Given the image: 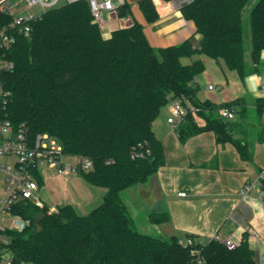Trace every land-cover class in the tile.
Returning a JSON list of instances; mask_svg holds the SVG:
<instances>
[{"label": "trees", "instance_id": "obj_1", "mask_svg": "<svg viewBox=\"0 0 264 264\" xmlns=\"http://www.w3.org/2000/svg\"><path fill=\"white\" fill-rule=\"evenodd\" d=\"M250 2L184 4L183 17L201 36L198 46L189 39L155 50L137 22L104 37L93 22L88 2L76 0L36 14L28 22V35L15 32L14 42L0 47V59L13 65L12 71L0 73L9 92L0 118L13 125L24 123L32 135L47 133L66 155L90 160L91 168L76 174L87 184L105 189L102 202L86 215L69 204L54 211L30 201L20 204L17 211L29 225L10 233L16 260L26 264H196L201 258L203 264H256L245 235L227 249L215 240L188 246V236L182 242L176 236L140 233L121 196L124 190L147 182L164 164L153 122L174 100L196 109L174 127L180 141L210 130L217 143L228 142L242 160L249 159L247 142L232 136L234 121L217 114L219 107H238L237 119H245L247 99L222 105L199 101L195 79L203 64L199 59L183 64L181 59L203 54L223 62L244 80L249 71L244 60L243 11ZM140 8L147 22L157 18L148 0ZM128 13L127 6L118 7V16ZM247 15L252 60L257 64L264 50V0H255ZM13 19L11 13L0 10V27H8ZM253 102L258 116L264 113V100ZM133 151H142L143 157H132ZM148 220L162 224L169 215L151 213ZM192 249L198 255H192Z\"/></svg>", "mask_w": 264, "mask_h": 264}, {"label": "crops", "instance_id": "obj_2", "mask_svg": "<svg viewBox=\"0 0 264 264\" xmlns=\"http://www.w3.org/2000/svg\"><path fill=\"white\" fill-rule=\"evenodd\" d=\"M112 1L117 4V0ZM142 1L145 0H121L113 12L105 15L100 28L102 35L109 37L112 31L137 22L155 50L189 39L195 46L199 45L201 36L194 31L193 23L183 17L181 0H148L157 14L152 22H147L143 15ZM122 5L128 7L129 13L120 17L117 10ZM19 13L34 12L25 8ZM183 59L185 64L199 59L204 68L201 79L215 84L212 89L208 88L211 84L200 89L199 80L195 79L199 101L222 105L243 97L247 99L245 119H237L238 107H234L232 121L236 126L232 136L247 142L250 157L242 160L232 144L217 143L210 130L180 141L175 126L166 121L170 102L153 122L155 136L163 146L164 164L147 182L124 190L122 199L142 234L162 238L176 236L182 242L188 236L199 245L209 243L214 235L237 244L245 235L255 263L264 264V198L261 195L264 113L258 116L253 102L264 100V50L259 62L254 64L248 38L244 60L249 73L244 80L236 72L227 70L223 62L203 54ZM213 91L219 94L210 95ZM244 185H248L249 190L242 193ZM181 192L185 195L179 196ZM104 193V188L87 184L77 174L61 176L49 168L40 170L39 196L49 209L69 204L79 214L86 215L102 202ZM159 212L168 213V222L151 224L149 214Z\"/></svg>", "mask_w": 264, "mask_h": 264}, {"label": "built area", "instance_id": "obj_3", "mask_svg": "<svg viewBox=\"0 0 264 264\" xmlns=\"http://www.w3.org/2000/svg\"><path fill=\"white\" fill-rule=\"evenodd\" d=\"M7 0H0V5ZM23 2L26 8L39 6L44 11L53 7L58 0H17ZM76 0H66L72 2ZM89 4L93 22L100 28L104 22V17L115 10L121 0L114 4L112 0H86ZM193 0H181L182 5L188 4ZM35 13H25L14 17L8 27H0V47H8L14 42V33L28 35L30 27L28 22L34 19ZM11 62L0 59V73L2 71H12ZM212 89V86H208ZM264 90V86H262ZM9 99V92L4 89L0 80V109H4ZM188 111H196L194 107L182 104L179 100H174L169 105V116L167 123L176 126ZM234 108L222 106L217 110L219 117L225 120L234 118ZM148 153V150L145 151ZM132 157H143L142 151H133ZM3 158L8 159L5 161ZM92 163L88 159L77 156L66 155L62 146L55 138L47 133L32 135L28 127L21 123L13 125L8 119L0 118V264H26L16 260L11 252L10 233L21 232L28 225L29 220L18 213L17 207L27 201L35 206L42 208L43 202L39 196V184L37 177H40L42 168L54 170L58 175L67 176L76 174L77 170L87 171ZM264 177V176H262ZM262 189V188H261ZM249 190L248 185H244L242 193ZM179 196H184L181 192ZM264 198V190H262ZM54 211L55 208L49 209ZM7 221V223H5ZM223 244L227 249H233L236 245L230 239H221L217 235L212 237ZM188 246L193 245V241L188 238L185 241ZM192 255H198L196 249L191 250ZM196 264H203L201 258L196 259Z\"/></svg>", "mask_w": 264, "mask_h": 264}, {"label": "rangeland", "instance_id": "obj_4", "mask_svg": "<svg viewBox=\"0 0 264 264\" xmlns=\"http://www.w3.org/2000/svg\"><path fill=\"white\" fill-rule=\"evenodd\" d=\"M65 2H66V0H58L55 3L54 6H60V5L64 4ZM254 2H255V0H251V2L249 3V5L243 11V18H244V25H245L244 26V28H245L244 44L245 45H246V42H247V40L249 38L248 25H247V16H248L247 14H248L249 9L253 6ZM25 8H26V5L23 2H19L17 0H7L6 2H4L3 4L0 5V10L6 11L8 13H13L14 16H19L20 15L19 11L20 12H21V10L24 11ZM29 11H33L36 14H40L42 12V10L39 8V6H33V7L29 8ZM181 62L183 64H185L186 60L183 59V60H181ZM203 70H204V68H203ZM201 73L196 78V79L199 80L200 89L206 87L208 84H211V86H215V84L213 82H207L206 81V83H205V81H203L201 79V75H202ZM209 94L210 95H213V96H217L219 93L217 91H213V92H211ZM220 102H222V101H220ZM3 159L5 161L8 160L6 158H3ZM121 196H123V193H121ZM5 223H7V221Z\"/></svg>", "mask_w": 264, "mask_h": 264}]
</instances>
